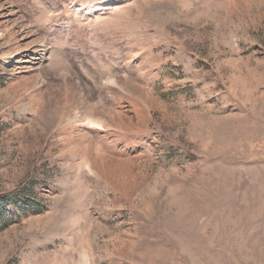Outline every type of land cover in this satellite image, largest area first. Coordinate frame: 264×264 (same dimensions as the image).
Instances as JSON below:
<instances>
[{"label":"rangeland","instance_id":"rangeland-1","mask_svg":"<svg viewBox=\"0 0 264 264\" xmlns=\"http://www.w3.org/2000/svg\"><path fill=\"white\" fill-rule=\"evenodd\" d=\"M52 2L0 0V264H264V0Z\"/></svg>","mask_w":264,"mask_h":264},{"label":"bare ground","instance_id":"bare-ground-1","mask_svg":"<svg viewBox=\"0 0 264 264\" xmlns=\"http://www.w3.org/2000/svg\"><path fill=\"white\" fill-rule=\"evenodd\" d=\"M49 4L53 5V2L52 0H47ZM115 8H114V5L113 3H110L109 1H101L100 3H97L96 5H94L93 7L89 6L86 8V11H85V14L88 15V16H92V17H95V18H99L101 16H103L104 14H106L107 12H110V11H113ZM21 32V31H20ZM4 33V32H3ZM6 34V33H4ZM23 51V50H22ZM35 53H36V49L33 50ZM10 54V53H9ZM13 54H10L9 56V59H11ZM41 60V59H40ZM32 66V65H31ZM31 66H29L28 63L26 64H22L20 66V69L21 71L27 69L29 70L30 68H32ZM31 70V69H30ZM86 124V123H85ZM89 124V123H88ZM97 126L98 123H95L94 126Z\"/></svg>","mask_w":264,"mask_h":264},{"label":"trees","instance_id":"trees-1","mask_svg":"<svg viewBox=\"0 0 264 264\" xmlns=\"http://www.w3.org/2000/svg\"><path fill=\"white\" fill-rule=\"evenodd\" d=\"M15 194V193H14ZM14 194H10L9 198L13 199Z\"/></svg>","mask_w":264,"mask_h":264}]
</instances>
